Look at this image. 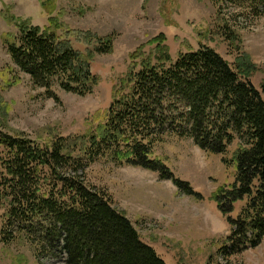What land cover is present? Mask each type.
<instances>
[{
	"label": "trees",
	"instance_id": "obj_1",
	"mask_svg": "<svg viewBox=\"0 0 264 264\" xmlns=\"http://www.w3.org/2000/svg\"><path fill=\"white\" fill-rule=\"evenodd\" d=\"M257 12L264 0H246ZM45 7L50 5L44 4ZM15 22L19 35L5 44L17 69L58 99L53 86L79 95L91 93L99 77L91 69L96 52H110L112 38L95 37V49L80 52L59 35L60 24ZM225 27V26H224ZM226 40L234 30H223ZM166 36L131 54L127 75L116 84L110 106L98 126L81 137L59 136L38 144L24 132L0 129V206L6 210L3 240L23 234L39 252H65L66 264H166L143 241L129 217L114 206L105 188L90 184L85 160L101 157L139 166L171 179L187 194L201 198L190 183L155 156L157 140L172 132L190 137L208 153L233 155L236 181L217 188L212 199L232 227L224 256L255 248L264 239V98L252 84V63L243 54L236 67L214 48L203 45L174 60ZM85 157V158H84ZM224 161L228 162L226 158ZM244 203L236 218L238 203Z\"/></svg>",
	"mask_w": 264,
	"mask_h": 264
},
{
	"label": "rangeland",
	"instance_id": "obj_2",
	"mask_svg": "<svg viewBox=\"0 0 264 264\" xmlns=\"http://www.w3.org/2000/svg\"><path fill=\"white\" fill-rule=\"evenodd\" d=\"M51 17L60 24L59 35L80 52L95 49V37L112 38L111 51L96 52L91 61L99 77L91 93L79 95L55 85V99L13 64L5 42L19 35L15 22L28 20L44 28ZM226 26L235 31V40H226ZM161 34L174 60L203 45L214 48L233 68L236 59L247 55L252 63L249 79L264 98V7L255 12L246 0H0V129L24 132L38 144L89 134L110 106L114 87L127 75L131 54L142 45L147 53L155 49L148 42ZM239 143L237 138L222 155L172 132L157 140L155 156L201 198L158 172L109 157L85 160L82 171L90 184L108 190L114 206L166 264H264V239L237 254L222 252L232 227L211 196L236 181L233 155ZM243 205L238 203L231 217L236 218ZM5 221L6 210L0 206V264H66L65 252L40 253L23 234L9 233L3 240Z\"/></svg>",
	"mask_w": 264,
	"mask_h": 264
}]
</instances>
